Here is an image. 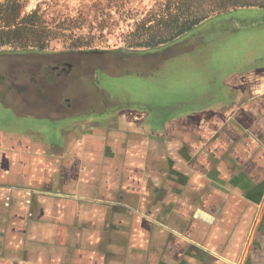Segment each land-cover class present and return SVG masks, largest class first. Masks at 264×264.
<instances>
[{"label":"crops","instance_id":"crops-1","mask_svg":"<svg viewBox=\"0 0 264 264\" xmlns=\"http://www.w3.org/2000/svg\"><path fill=\"white\" fill-rule=\"evenodd\" d=\"M223 79L160 123L0 99L56 122L0 123V264H264V63Z\"/></svg>","mask_w":264,"mask_h":264},{"label":"rangeland","instance_id":"rangeland-1","mask_svg":"<svg viewBox=\"0 0 264 264\" xmlns=\"http://www.w3.org/2000/svg\"><path fill=\"white\" fill-rule=\"evenodd\" d=\"M20 2L21 16L37 12L36 23L45 37L43 49H25L29 51L0 43V99L11 105L23 101L39 104L40 100H53L57 105L65 99L74 104L102 101L101 107L105 104L104 113H108L115 105L133 103L135 108H146L148 104L147 112L160 123L178 110L168 105L200 94L211 73L221 85L231 71L264 63L262 6L220 9L216 0ZM203 13L207 17L191 31L160 43L187 18ZM224 22L233 23L237 30L223 31L224 36L216 38L218 30H226ZM231 55H239V59L230 60ZM68 64L71 68L63 74L53 70ZM0 123L18 129L56 125L16 117L1 103Z\"/></svg>","mask_w":264,"mask_h":264},{"label":"trees","instance_id":"trees-1","mask_svg":"<svg viewBox=\"0 0 264 264\" xmlns=\"http://www.w3.org/2000/svg\"><path fill=\"white\" fill-rule=\"evenodd\" d=\"M218 8L228 5H258L264 7V1L250 0H216ZM23 4L20 0H6L0 4V43L2 45L10 44L21 48L23 51L30 47H39L43 49L44 30H41L36 23L39 19L37 12L25 13L21 16L20 9ZM207 14H201L194 18L185 20L166 38H162L160 43L173 40L174 38L191 31L196 25L203 21ZM228 33H231L230 31ZM226 33V35L228 34ZM224 36V35H223ZM223 62V61H222Z\"/></svg>","mask_w":264,"mask_h":264},{"label":"flooded vegetation","instance_id":"flooded-vegetation-1","mask_svg":"<svg viewBox=\"0 0 264 264\" xmlns=\"http://www.w3.org/2000/svg\"><path fill=\"white\" fill-rule=\"evenodd\" d=\"M225 22H227V21H225ZM224 22V23H225ZM226 24V30H224V29H220V30H218V32L219 33H217V36H216V38L217 37H219V36H221V35H223V31H230V32H233V30H236L237 28H235L236 27V25H232L233 23H230V24H228V23H225ZM194 34V33H193ZM71 68V66L68 64L66 67L64 66V67H54L53 68V70H56L57 72H59V74H63V73H65L67 70H69Z\"/></svg>","mask_w":264,"mask_h":264}]
</instances>
